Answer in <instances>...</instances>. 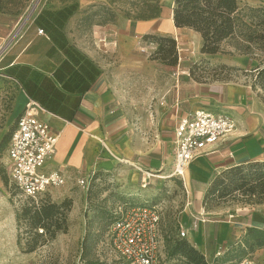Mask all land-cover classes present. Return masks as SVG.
Returning a JSON list of instances; mask_svg holds the SVG:
<instances>
[{"label":"rangeland","instance_id":"obj_1","mask_svg":"<svg viewBox=\"0 0 264 264\" xmlns=\"http://www.w3.org/2000/svg\"><path fill=\"white\" fill-rule=\"evenodd\" d=\"M239 1L242 8H264V0ZM156 2L160 5V14L154 18L156 28L162 22L171 23L173 0H0V14L12 20L19 19L20 24L35 10L52 14L75 4L77 8L70 17L74 45L104 72L120 111L138 126L162 97L171 99L178 88L180 94H186L190 92L188 87L194 84L248 85L264 106V87L255 69L264 61V52L256 47L253 54L242 55L234 50L231 42H225L220 52L208 55L201 53L202 39L190 29L183 28L172 36L153 32L134 38L136 35L130 27L128 34L133 37V44L126 51L120 50L116 34L111 30L144 21L141 15ZM159 37L174 39L175 65H168L172 60L169 53H163V60V55L156 53V38ZM168 45L165 44L164 50H168ZM19 91L17 83L0 69V264H119L118 256L108 245L107 229L119 207L126 210L142 203L160 210V264H190L175 251L176 242L181 240L197 250V232L191 231L186 238L179 236L186 205L182 187L177 183L167 186L165 182L152 181L153 184L141 189L138 172L129 164L108 172L93 171L88 188L78 186L74 179L67 194L59 195L54 191L48 194L51 203L60 205L67 201L65 230L51 239L44 235L36 242L35 250L28 252L33 242H27L32 236L25 233V223L16 219L26 201L9 183L6 169L9 135L21 111L16 109ZM225 182L228 184L227 179ZM259 202L257 195L237 191L223 199L209 198L205 212L211 215V220H219L238 206L256 208L264 203ZM211 233L205 244L206 252L202 254L197 250L206 264H236L244 257L238 247L245 234L235 243L230 241L226 246H217ZM249 258L255 261L253 255Z\"/></svg>","mask_w":264,"mask_h":264},{"label":"crops","instance_id":"obj_2","mask_svg":"<svg viewBox=\"0 0 264 264\" xmlns=\"http://www.w3.org/2000/svg\"><path fill=\"white\" fill-rule=\"evenodd\" d=\"M70 17L62 21L56 13L35 10L19 24V19L0 14V69L19 86L16 109L21 110L20 115L26 102L34 100L44 109L40 120L58 134L54 154L43 171L61 172L65 183L50 189L48 194L54 191L65 195L74 179L82 175L108 172L128 164L137 170L140 185V169L167 175L172 165V141L178 118L188 112L206 110L227 115L236 129L217 143L213 152L190 163L184 177L186 205L179 227L187 231V236L191 231L197 232L195 246L202 254L211 232L217 246H226L230 241L240 240L249 227L264 230V203L256 208L238 206L219 220H211L203 208V198L218 175L232 167L264 162V106L254 89L234 83L194 84L188 87L190 92L180 94L178 88L171 99L162 97L138 126L120 111L104 72L74 45ZM154 25L155 20L151 19L124 24L111 32L116 34L120 50L126 51L133 44V37L128 34L130 27L134 38L153 32L172 36L182 30L169 21L157 24L156 28ZM39 29L42 34L37 33ZM152 181L163 183L150 179V184ZM164 182L167 186L172 183L181 186L178 180ZM196 219L201 222H195ZM252 255L255 264H264V249Z\"/></svg>","mask_w":264,"mask_h":264},{"label":"built area","instance_id":"obj_3","mask_svg":"<svg viewBox=\"0 0 264 264\" xmlns=\"http://www.w3.org/2000/svg\"><path fill=\"white\" fill-rule=\"evenodd\" d=\"M38 34L43 31L39 29ZM161 104V103H160ZM44 109L29 99L18 117L7 148V177L9 183L24 200L39 203L52 188L61 187L65 177L61 172H44L46 162L54 154L58 134L40 120ZM234 121L225 114L196 110L179 117L174 128L172 165L167 175L139 170L141 188L150 185V179L178 180L186 194L184 177L190 163L197 157L213 152L217 143L235 132ZM90 175L76 179L77 185L88 188ZM107 229L111 250L118 256L119 264H160V210L157 206L142 203L122 210ZM202 218V215H199ZM203 220V218L201 219ZM196 219L195 222H201ZM179 236L187 237L180 229ZM236 264H255L246 257Z\"/></svg>","mask_w":264,"mask_h":264},{"label":"trees","instance_id":"obj_4","mask_svg":"<svg viewBox=\"0 0 264 264\" xmlns=\"http://www.w3.org/2000/svg\"><path fill=\"white\" fill-rule=\"evenodd\" d=\"M76 8L77 6L73 4L55 13L65 21ZM159 14L160 5L156 2L148 7L141 15V19L151 20L157 18ZM172 22L176 29H190L200 35L203 54H217L225 42H231L234 50L242 55L253 54L254 47L264 52V8H242L239 0H173ZM156 43L158 45L156 53L163 55L162 60L165 59L163 53L167 52L172 57L168 65H175L177 58L174 39L159 37L156 38ZM166 43L169 44L168 50H164ZM255 69H257V78L264 87V61H261ZM226 179L228 184H225ZM14 190L17 191L15 188ZM237 191H241L244 195H257L260 202H264V162L232 167L218 175L203 198L204 211L209 198L223 199ZM25 201L26 205L21 208L16 219L25 223L27 228L25 233L32 236L31 241L27 242L28 244L33 242L28 248V252H31L35 250L36 242L44 235H48L51 239L56 233L65 230L64 210L67 201L58 205L51 203L48 196L37 204L30 199ZM239 244L238 248L244 257L236 263L249 257L256 250L264 249V230L247 228ZM175 251L190 264H206L203 255L185 240L176 242Z\"/></svg>","mask_w":264,"mask_h":264},{"label":"bare ground","instance_id":"obj_5","mask_svg":"<svg viewBox=\"0 0 264 264\" xmlns=\"http://www.w3.org/2000/svg\"><path fill=\"white\" fill-rule=\"evenodd\" d=\"M171 23H172V20H171Z\"/></svg>","mask_w":264,"mask_h":264}]
</instances>
